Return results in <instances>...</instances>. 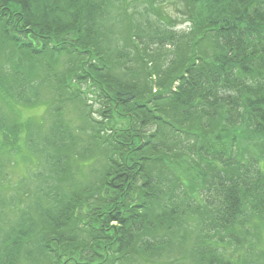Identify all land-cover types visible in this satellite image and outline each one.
I'll list each match as a JSON object with an SVG mask.
<instances>
[{
	"label": "trees",
	"instance_id": "16d2710c",
	"mask_svg": "<svg viewBox=\"0 0 264 264\" xmlns=\"http://www.w3.org/2000/svg\"><path fill=\"white\" fill-rule=\"evenodd\" d=\"M185 1L187 33L153 22L141 37L128 12L141 0H0V97L33 105L46 88L58 115L77 103L105 161L95 169L86 159L81 171L61 151L47 158L50 172L38 175L46 225L24 214L4 249L17 244V264L27 248L44 264L158 263L192 224L195 264H242L217 245L223 234L230 247L259 249L251 238L264 229V0ZM21 129L0 117L11 151ZM43 142L73 144L62 119Z\"/></svg>",
	"mask_w": 264,
	"mask_h": 264
},
{
	"label": "rangeland",
	"instance_id": "374dc122",
	"mask_svg": "<svg viewBox=\"0 0 264 264\" xmlns=\"http://www.w3.org/2000/svg\"><path fill=\"white\" fill-rule=\"evenodd\" d=\"M113 9V8H112ZM128 12L132 14L139 25V36H148L147 30L149 23L166 22V25L173 24L172 28L179 31V33H187L190 29V22L187 21L186 16L187 6L185 0H141L139 6H128ZM119 13L123 14L121 19V25L127 34V28L125 27V21L130 22L129 14L120 10ZM150 19V20H148ZM137 25H134L136 28ZM130 37V35H129ZM113 40L118 41L121 48L127 49L128 43L123 39L121 35L113 34ZM135 50H147L146 45L135 44ZM154 47V50H179V46H167V47ZM165 54L155 56L157 61H161ZM140 69V67H139ZM158 81V78L153 77ZM157 86L154 84L153 90ZM50 90L43 88L41 91L38 102L33 105L23 104L21 101L12 100L4 102V98L0 97V117L4 119L5 124L10 127L12 124H20L22 129L19 132L18 145L16 150L11 151V146L8 144V140H0V264H17V244L12 248L10 255L4 254L5 246L12 243L13 240H17V234L14 232L19 229V224L24 220V214H29L33 218L36 227H42L46 225V222L41 214V205L43 200L38 193L40 184L38 183V175H46L50 172V164L48 157L59 153L69 155L74 162L73 168H81L85 166V160L89 159L95 163V169L102 168L103 156L99 143L93 138V132L89 125L90 119L86 114L83 107L77 103H68L64 106L60 115L53 112V95L50 94ZM101 118L98 114H92ZM62 119L64 124L69 128L73 144L70 147L54 148L48 147L43 142L45 138L51 135V129L56 120ZM119 121L123 122V118H119ZM90 123V124H89ZM36 127H39L40 131H37ZM32 138L34 146H30L27 143V139ZM83 151V155H79V152ZM94 168L90 176L95 177V181L92 183H99L100 175H95ZM85 172L80 173V178L84 179ZM69 184V182H68ZM192 229L188 233H177L174 235L173 243L171 247L163 251L162 262L153 264H195L194 260L190 258V254L196 246L199 230L196 224H192ZM15 229V230H14ZM262 232L260 238L252 237L251 240L254 243L259 244V249L250 247L253 243L248 241L245 243L246 249H236L227 245L226 235L221 237L225 240V243L221 241L219 245L224 252L225 257L229 255L234 256L232 259L234 262H240L242 264H260L258 263L259 256L264 252V229L261 227ZM219 238L218 236L216 237ZM6 240L9 242L6 243ZM13 245V244H12ZM260 250V251H259ZM8 252L7 250H5ZM10 251V250H9ZM28 254L29 248L25 249ZM18 254L19 263L23 264H44L43 261H37L36 254ZM235 252L237 255H234ZM243 258H245V263ZM6 259L5 261H3ZM264 264V258H261ZM47 263V262H46ZM45 263V264H46ZM124 264H140L135 262H126ZM141 264H148L147 262Z\"/></svg>",
	"mask_w": 264,
	"mask_h": 264
}]
</instances>
